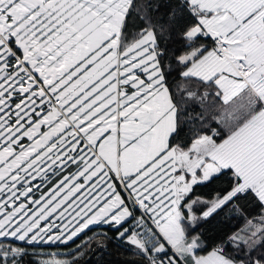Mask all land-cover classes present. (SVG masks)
Returning a JSON list of instances; mask_svg holds the SVG:
<instances>
[{
    "label": "snow or ice",
    "instance_id": "snow-or-ice-1",
    "mask_svg": "<svg viewBox=\"0 0 264 264\" xmlns=\"http://www.w3.org/2000/svg\"><path fill=\"white\" fill-rule=\"evenodd\" d=\"M92 226L264 264V0H0V264Z\"/></svg>",
    "mask_w": 264,
    "mask_h": 264
},
{
    "label": "trees",
    "instance_id": "trees-1",
    "mask_svg": "<svg viewBox=\"0 0 264 264\" xmlns=\"http://www.w3.org/2000/svg\"><path fill=\"white\" fill-rule=\"evenodd\" d=\"M243 226V222L232 220L226 226V230L231 231ZM107 230V226H92V230H85L79 238H76L75 243L69 242L68 245L55 243L48 244L42 247L30 246V254L25 258L27 264H43L41 259L43 255L55 253L62 255L63 258L71 259L69 253L80 245L86 252L84 257L80 258V264H127V262L138 259L127 247H117L115 243H110L102 239V234ZM112 235V233H108ZM106 247H99L101 244ZM87 245V247H85ZM46 250L47 252H41Z\"/></svg>",
    "mask_w": 264,
    "mask_h": 264
},
{
    "label": "rangeland",
    "instance_id": "rangeland-1",
    "mask_svg": "<svg viewBox=\"0 0 264 264\" xmlns=\"http://www.w3.org/2000/svg\"><path fill=\"white\" fill-rule=\"evenodd\" d=\"M48 244H52V243H48ZM48 244H38L35 245L37 247H42ZM41 252H47L46 250H41ZM63 262V261H67V259L63 258L62 255H56L55 253L52 254H45L43 255V259H41V262L43 264H57V262Z\"/></svg>",
    "mask_w": 264,
    "mask_h": 264
}]
</instances>
